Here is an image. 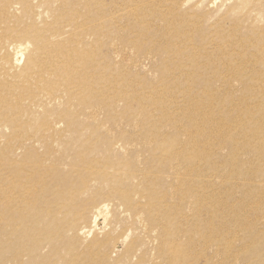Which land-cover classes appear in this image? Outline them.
<instances>
[{
	"label": "bare ground",
	"instance_id": "bare-ground-1",
	"mask_svg": "<svg viewBox=\"0 0 264 264\" xmlns=\"http://www.w3.org/2000/svg\"><path fill=\"white\" fill-rule=\"evenodd\" d=\"M102 1L0 0V264H181L203 207L207 226L223 233L218 250L230 249L242 227L227 232L214 220L234 213L242 222L251 206L258 220L264 208V70H255L264 30L252 21L250 34L242 22L226 27L244 20L233 15L251 2L211 27L179 3L155 11L164 23L148 22L134 41L160 33L138 44L161 55L160 75L147 85L139 76L118 81L108 54L95 64L93 47L115 33ZM12 46L25 64L14 65ZM101 110L112 126L96 117ZM103 210L114 215L111 236L84 246ZM248 229L255 245L262 235ZM129 236L112 263L116 241Z\"/></svg>",
	"mask_w": 264,
	"mask_h": 264
},
{
	"label": "rangeland",
	"instance_id": "rangeland-1",
	"mask_svg": "<svg viewBox=\"0 0 264 264\" xmlns=\"http://www.w3.org/2000/svg\"><path fill=\"white\" fill-rule=\"evenodd\" d=\"M248 1V3L251 2V4L246 6L244 11H241L240 9L237 13H234L233 15L236 16L237 14L244 13V20L235 21L236 23L226 21V27L237 25V23L242 22L241 25L243 24V27L241 28V30L246 33H249L253 31L250 28L254 27L250 25L252 27L249 26L250 30H248L247 25L249 22L252 21V23H254L253 25L255 26V28H262L264 30V0ZM103 2H105L104 9L109 12V17L111 19V23L109 25L112 24V30H114L115 33L114 35L111 34L110 36L107 34L101 35L102 37L100 38L102 42L104 43V40H107V43L104 45H98L93 47L95 64H104L99 57L104 53L108 54L110 56V59L112 60V65L114 66L112 68V71L121 74L117 78L118 81H121L123 76L128 79H130V77L135 78L139 76L142 79V82L145 80L146 84L149 85L148 83L156 81L160 75L158 65L161 62V55L158 51H156L155 48H153V50H147L144 49V46L139 47L138 44L141 43L152 45L151 43L153 42L151 41H153V39L155 38L160 37V33L158 31H152V29H150V31H147V34L142 36L139 43H136L134 41L136 40L137 34L142 29V26L150 27L149 24H151L154 27V25L156 24L164 23V21H162L160 18H158L157 21L154 20L155 18H157V15L153 14L155 13V11L160 10L161 12L165 11L167 13L169 10L173 9V6L175 9L176 4L179 3V6L181 7L179 8L180 11L187 10L195 13H200L201 15H205V17L207 18V20H205V24L211 27V25L220 22V18H228L229 12H231V10L233 9L232 6L239 4L240 0H103L102 4ZM140 5H145L146 8H143L141 11L148 12V14L150 15L143 16L139 12ZM243 5L244 4H240V6ZM154 8L156 10H154ZM245 11L248 14H246ZM170 12L171 11H169L168 13ZM247 15H250V18H247ZM148 22L149 24H147ZM258 37H260L262 41H258ZM258 37L255 38V41L257 40L259 42L261 46L259 49H261L264 46V32H260ZM196 38L198 40V36ZM92 39H97V36H92ZM10 50V55L11 58L15 61V66L25 64L26 55L20 49H18L16 46H12ZM105 64H107V61L105 62ZM104 67L102 69H99V71L105 72L106 70L104 69ZM255 70H264V64L262 61H259L257 63ZM260 75L263 76L264 73ZM233 83L236 84L237 81H234ZM126 103L127 101L125 98L117 100L116 112L118 110L122 111L125 108ZM133 104L135 105V108H139V106H137L139 104L138 102H134ZM179 105H184V101L182 100L181 96H179ZM182 113L183 111H180V114ZM96 117L99 118L102 123H105L106 126H112L111 124H109V122L106 121L107 112L105 110H101L99 112L97 111ZM117 119H121V117L119 116L117 117ZM122 126H127L126 122L123 123ZM130 127L131 125L126 128L130 129ZM7 131L8 129H5V132ZM135 131L139 133L138 130ZM36 144L37 147L43 149L40 143L37 142ZM207 178L209 181L212 180L214 182H221V179L217 175L211 176L210 174ZM221 189L223 196L222 199H224L226 197V187L223 186ZM90 193H86L85 195H88ZM251 198L254 199L255 197L253 196ZM254 209V206H251L248 209L245 207V211H243L242 209V213L244 216L242 222L234 220V217H236L234 213L230 214L231 219H228L230 218V216L226 215L224 222H221L217 219L214 220L218 222L217 225L220 226V224H222V226L220 227L227 228L225 229L227 232L235 228V226H237V228L242 227V229L238 231V233L240 234V238L239 236L238 239H235L233 236L228 237L229 243H234L230 249L224 248V246L221 244L219 246L220 250H218L216 247L218 246V239L221 238L217 239V236L221 237L223 233L215 232L214 228L211 229L207 226V220L210 213H208V206L203 207L199 219L193 221V227H189L188 231L193 232V237L191 238V244L193 246L191 247V251L188 250V252H186L183 257H180L184 262L181 264H209L210 262H208V257H210V254H213L212 264H264V208L261 210V212L259 211V213H257L259 216L258 220L254 219V216L256 215ZM105 211L107 210L99 212L97 225L94 226V222H92L93 224H91V222L89 223V225L91 224L94 226V232L86 240L87 242L84 244V246L91 242L93 237H96L98 240L100 239V242L102 243L105 239H108V232H110L109 237L111 236L113 231L112 222L114 221V215L111 212L106 213ZM222 211L223 208H221L219 212ZM120 214L122 216H130V212L127 213V211H125L123 213L122 209H120ZM119 217L121 218V216ZM91 219L93 218L91 217ZM105 222H110L111 225L108 224V226L105 228ZM121 227L122 226H115L116 235H119ZM249 227H254L255 230L260 232L262 235V238H258L259 242L255 245L252 243L251 238L249 239ZM194 230H196V232ZM130 237L131 236H129V238L126 240L124 238V240H122L121 238L118 242L116 241V247L111 253V258H115L114 260H111L112 263H117V258L125 252L126 245L131 239ZM210 244L211 247L207 248V245L210 246ZM45 252L47 251L45 250Z\"/></svg>",
	"mask_w": 264,
	"mask_h": 264
}]
</instances>
